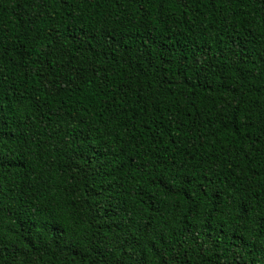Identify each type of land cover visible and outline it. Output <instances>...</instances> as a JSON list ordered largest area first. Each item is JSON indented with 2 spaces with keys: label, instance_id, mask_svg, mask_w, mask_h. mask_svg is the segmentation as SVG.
Segmentation results:
<instances>
[{
  "label": "trees",
  "instance_id": "obj_1",
  "mask_svg": "<svg viewBox=\"0 0 264 264\" xmlns=\"http://www.w3.org/2000/svg\"><path fill=\"white\" fill-rule=\"evenodd\" d=\"M0 264H264V0H0Z\"/></svg>",
  "mask_w": 264,
  "mask_h": 264
}]
</instances>
